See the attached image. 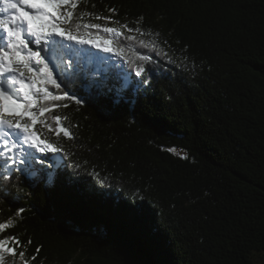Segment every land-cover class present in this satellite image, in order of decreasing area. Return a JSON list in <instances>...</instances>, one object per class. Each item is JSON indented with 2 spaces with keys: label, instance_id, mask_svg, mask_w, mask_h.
I'll use <instances>...</instances> for the list:
<instances>
[{
  "label": "trees",
  "instance_id": "16d2710c",
  "mask_svg": "<svg viewBox=\"0 0 264 264\" xmlns=\"http://www.w3.org/2000/svg\"><path fill=\"white\" fill-rule=\"evenodd\" d=\"M83 10L158 33L169 55L128 41L129 59L158 61L138 95L38 116L41 138L63 146L47 163L80 183L8 173L0 223L14 224L0 238H31V264H264V0H80ZM92 52L93 67L142 79ZM54 114L76 125L74 139L49 131Z\"/></svg>",
  "mask_w": 264,
  "mask_h": 264
},
{
  "label": "snow or ice",
  "instance_id": "6c2138e0",
  "mask_svg": "<svg viewBox=\"0 0 264 264\" xmlns=\"http://www.w3.org/2000/svg\"><path fill=\"white\" fill-rule=\"evenodd\" d=\"M79 4L80 0H0V166L6 172L0 177L2 180H8V173L30 172L34 183H44L48 188L61 183H80L70 175L57 172L60 165L47 163V154L60 153L63 146L58 141L53 143L41 138L42 133L35 127L38 116L45 117L53 110L69 108L67 102L81 106L85 97L119 106L133 93L138 95L141 86L149 84L145 65L158 61L138 51L134 59H129L124 54L128 41L157 55H169L159 46L158 33L138 26L129 28L111 17L87 10L77 14ZM109 11L115 13L116 10ZM93 19L105 23H92ZM123 30L138 35H126ZM144 36L154 39L139 38ZM32 45L37 46L36 50ZM87 46L112 54L109 59L114 56L117 60L113 68L121 67V62L135 64V76L142 79H121L118 73L93 67L92 48ZM38 101L46 103L38 106ZM51 119L55 126L46 124L49 131L57 137L62 132L64 137L74 139L71 127L76 125L70 127L65 123L69 120L66 114H54ZM39 122L45 124V120ZM11 195L7 188L0 191V199ZM13 224L11 219L0 223V232ZM30 244L31 238L27 244H22L16 236L0 238V264H5V253L11 255V264H31L37 257L26 258ZM41 247L36 248L37 254Z\"/></svg>",
  "mask_w": 264,
  "mask_h": 264
},
{
  "label": "rangeland",
  "instance_id": "374dc122",
  "mask_svg": "<svg viewBox=\"0 0 264 264\" xmlns=\"http://www.w3.org/2000/svg\"><path fill=\"white\" fill-rule=\"evenodd\" d=\"M32 179H33V177L32 176H30ZM5 255V264H11V260H10V258L9 257H7V255L6 254H4Z\"/></svg>",
  "mask_w": 264,
  "mask_h": 264
}]
</instances>
